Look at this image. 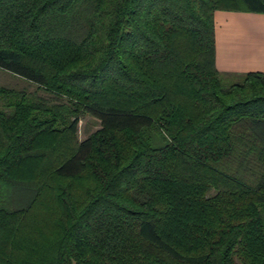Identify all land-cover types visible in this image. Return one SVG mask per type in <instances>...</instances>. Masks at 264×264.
<instances>
[{
	"label": "trees",
	"instance_id": "16d2710c",
	"mask_svg": "<svg viewBox=\"0 0 264 264\" xmlns=\"http://www.w3.org/2000/svg\"><path fill=\"white\" fill-rule=\"evenodd\" d=\"M216 11L264 0H0L45 94L0 85V264H264V73L216 68Z\"/></svg>",
	"mask_w": 264,
	"mask_h": 264
},
{
	"label": "crops",
	"instance_id": "0c3cea01",
	"mask_svg": "<svg viewBox=\"0 0 264 264\" xmlns=\"http://www.w3.org/2000/svg\"><path fill=\"white\" fill-rule=\"evenodd\" d=\"M215 66L223 73H264V14L216 11Z\"/></svg>",
	"mask_w": 264,
	"mask_h": 264
},
{
	"label": "rangeland",
	"instance_id": "374dc122",
	"mask_svg": "<svg viewBox=\"0 0 264 264\" xmlns=\"http://www.w3.org/2000/svg\"><path fill=\"white\" fill-rule=\"evenodd\" d=\"M232 81L238 82L242 79L240 78H231ZM0 85L7 86L10 88L24 89L29 92L37 93L38 95H45L44 92L38 90L35 85L17 77H14L4 71L0 70ZM78 138L79 140H84L87 136L97 131L100 126L97 120L90 116H83L80 119Z\"/></svg>",
	"mask_w": 264,
	"mask_h": 264
}]
</instances>
